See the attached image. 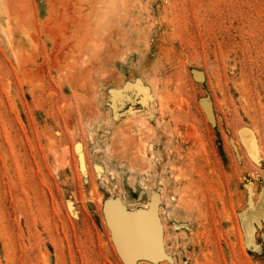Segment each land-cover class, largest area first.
<instances>
[{
	"label": "rangeland",
	"instance_id": "rangeland-1",
	"mask_svg": "<svg viewBox=\"0 0 264 264\" xmlns=\"http://www.w3.org/2000/svg\"><path fill=\"white\" fill-rule=\"evenodd\" d=\"M262 223L264 0H0V264H264Z\"/></svg>",
	"mask_w": 264,
	"mask_h": 264
},
{
	"label": "snow or ice",
	"instance_id": "snow-or-ice-1",
	"mask_svg": "<svg viewBox=\"0 0 264 264\" xmlns=\"http://www.w3.org/2000/svg\"><path fill=\"white\" fill-rule=\"evenodd\" d=\"M261 235H264V223H262V230ZM246 244L249 248H256L259 244V241L257 239V233L254 229L249 228L247 238H246Z\"/></svg>",
	"mask_w": 264,
	"mask_h": 264
}]
</instances>
